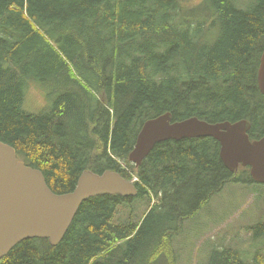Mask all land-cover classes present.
<instances>
[{
    "label": "trees",
    "instance_id": "trees-1",
    "mask_svg": "<svg viewBox=\"0 0 264 264\" xmlns=\"http://www.w3.org/2000/svg\"><path fill=\"white\" fill-rule=\"evenodd\" d=\"M263 51L264 0H0V140L57 194L86 169L138 179L137 196L86 200L58 245L25 239L0 264H178L184 223L228 184L256 182L212 137L158 143L139 166L129 154L167 112L264 136ZM32 85L47 92L40 112L24 109ZM249 231L248 261L212 246L206 264H264V221Z\"/></svg>",
    "mask_w": 264,
    "mask_h": 264
},
{
    "label": "water",
    "instance_id": "water-1",
    "mask_svg": "<svg viewBox=\"0 0 264 264\" xmlns=\"http://www.w3.org/2000/svg\"><path fill=\"white\" fill-rule=\"evenodd\" d=\"M258 84L264 94V51ZM250 128L245 119L211 123L194 116L173 121L167 112L144 122L129 160L139 166L158 143L167 140L212 137L219 142L221 159L229 170L250 167L252 179L264 184V136L252 140ZM113 194L136 196L138 188L117 171L99 174L86 169L73 191L56 194L41 170L27 165L12 145L0 140V258L29 238L58 245L86 200Z\"/></svg>",
    "mask_w": 264,
    "mask_h": 264
},
{
    "label": "rangeland",
    "instance_id": "rangeland-1",
    "mask_svg": "<svg viewBox=\"0 0 264 264\" xmlns=\"http://www.w3.org/2000/svg\"><path fill=\"white\" fill-rule=\"evenodd\" d=\"M192 4H196V1ZM45 92L32 85L27 90L24 109L31 112L44 109L48 104ZM128 213V208L121 209L116 219L121 221ZM262 221L264 184H228L199 215L184 223V229L174 243L179 254L178 264H206L212 246L234 248L242 252L243 258L248 261L253 245V235L249 229ZM158 264L170 263L162 259Z\"/></svg>",
    "mask_w": 264,
    "mask_h": 264
}]
</instances>
